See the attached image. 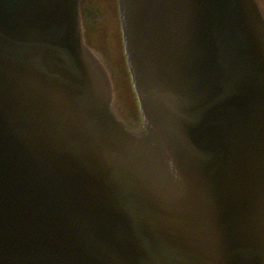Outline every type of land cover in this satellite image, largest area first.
<instances>
[{"label": "water", "instance_id": "water-1", "mask_svg": "<svg viewBox=\"0 0 264 264\" xmlns=\"http://www.w3.org/2000/svg\"><path fill=\"white\" fill-rule=\"evenodd\" d=\"M114 1L0 0V264H264L259 0Z\"/></svg>", "mask_w": 264, "mask_h": 264}, {"label": "rangeland", "instance_id": "rangeland-1", "mask_svg": "<svg viewBox=\"0 0 264 264\" xmlns=\"http://www.w3.org/2000/svg\"><path fill=\"white\" fill-rule=\"evenodd\" d=\"M262 1V3H263V7H264V0H261Z\"/></svg>", "mask_w": 264, "mask_h": 264}]
</instances>
